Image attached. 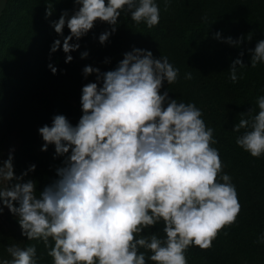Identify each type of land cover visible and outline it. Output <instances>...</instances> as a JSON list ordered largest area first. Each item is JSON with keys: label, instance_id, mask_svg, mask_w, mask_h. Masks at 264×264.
Instances as JSON below:
<instances>
[{"label": "clouds", "instance_id": "obj_1", "mask_svg": "<svg viewBox=\"0 0 264 264\" xmlns=\"http://www.w3.org/2000/svg\"><path fill=\"white\" fill-rule=\"evenodd\" d=\"M73 2L77 7L71 15L63 10L52 22L63 37L65 53L79 49V43L70 41L87 35L97 21L111 26L98 37L106 44L125 12L149 29L160 23L155 0ZM51 14L48 7L46 17ZM213 37L236 47L252 40L248 35L223 37L220 31ZM60 47L61 39H56L50 51ZM247 51L251 67L264 63V39ZM88 55L84 51L81 58ZM243 56L241 51L229 67L234 83L237 66L245 65ZM72 59L67 55L65 62ZM48 67L57 72L52 64ZM82 71L85 78L95 73L96 82L82 86L78 123L56 114L51 126L38 129L41 150L54 145V158L63 157L57 178L37 196L34 180H24L36 165L16 175L10 149L7 159L0 160V181L7 182L0 188V214L7 208L21 235L42 242L53 264H188L186 250L212 248L241 211L232 178L223 172L219 150L212 146L217 143L214 129L195 103L177 102L168 89L161 93L165 81L175 83L179 76L167 56L156 58L150 50L133 47L112 70L86 65ZM185 79L191 80L192 74L186 73ZM256 104L255 115L251 107L249 118L240 119L232 130H244L236 144L259 158L264 155V95ZM161 222L164 238L144 235ZM6 251L11 258L0 259V264H37L39 259L36 244L9 245Z\"/></svg>", "mask_w": 264, "mask_h": 264}, {"label": "trees", "instance_id": "obj_2", "mask_svg": "<svg viewBox=\"0 0 264 264\" xmlns=\"http://www.w3.org/2000/svg\"><path fill=\"white\" fill-rule=\"evenodd\" d=\"M155 2L160 23L154 28L135 23L125 12L106 44H100L98 37L111 26L97 21L87 35L70 41L79 43V49L65 53L63 37L52 22L63 10L72 14L77 7L73 0H6L0 17V160L7 158V150L17 139L14 171L20 175L35 164V171L24 180H34L39 196V190L57 178L56 168L63 157L54 158V145L41 150L44 141L38 129L51 126L56 114L65 115L73 125L78 123L82 86L96 82V74L85 78L83 68L112 70L133 47L150 50L156 58L167 56L179 69V76L175 83L165 81L161 93L168 89L177 102L195 103L202 109V118L214 129L217 140L212 146L219 150L223 172L231 176L241 204L236 222L219 233L212 248L191 246L186 250L188 264H264V242H260L264 236V155L255 158L244 151L236 144L244 130H232L240 119L249 118L251 107V115H255L257 97L264 95V63L251 67L247 51L264 39V0H167V10L166 0ZM48 7L52 14L46 17ZM217 31L223 37L248 35L252 40L231 46L213 37ZM69 33L65 25L64 36ZM56 39H61V47L51 52ZM84 51L89 55L81 58ZM241 51L245 65L237 66L234 83L229 67ZM67 55L73 57L71 62H65ZM49 64L56 67L55 74ZM189 72L191 80L185 79ZM5 186L0 181V188ZM144 233L166 235L162 222ZM30 244H36L37 264H53L43 243L23 237L17 219L5 208L0 214V259L11 258L7 246Z\"/></svg>", "mask_w": 264, "mask_h": 264}, {"label": "rangeland", "instance_id": "obj_3", "mask_svg": "<svg viewBox=\"0 0 264 264\" xmlns=\"http://www.w3.org/2000/svg\"><path fill=\"white\" fill-rule=\"evenodd\" d=\"M16 140L13 142V144L11 145V147L7 150V152H6L7 157H8V154H9V150L16 148V146H17V141ZM4 159H7V158L5 157ZM3 183L6 185V181H3ZM144 235H146V234L144 233Z\"/></svg>", "mask_w": 264, "mask_h": 264}, {"label": "water", "instance_id": "obj_4", "mask_svg": "<svg viewBox=\"0 0 264 264\" xmlns=\"http://www.w3.org/2000/svg\"><path fill=\"white\" fill-rule=\"evenodd\" d=\"M5 5H6V0H0V17L2 15V13H3Z\"/></svg>", "mask_w": 264, "mask_h": 264}]
</instances>
